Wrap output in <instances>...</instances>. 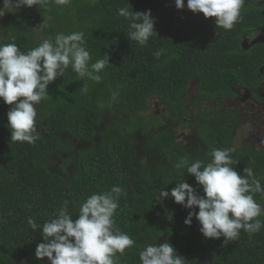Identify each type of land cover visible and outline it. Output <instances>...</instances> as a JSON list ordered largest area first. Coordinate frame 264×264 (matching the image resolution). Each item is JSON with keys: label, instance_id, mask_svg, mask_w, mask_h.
<instances>
[{"label": "trees", "instance_id": "1", "mask_svg": "<svg viewBox=\"0 0 264 264\" xmlns=\"http://www.w3.org/2000/svg\"><path fill=\"white\" fill-rule=\"evenodd\" d=\"M186 5L187 0L183 9L175 0H71L46 9L22 6L2 16L0 44L15 42L27 52L57 33L83 31L91 62L107 53L111 64L99 83L76 80L69 68L49 84L50 98L37 106L35 143L11 140V106L0 98V264H48L47 257H35L43 236L28 218L42 225L68 201L75 219L86 198L113 186L123 189L115 227L135 241L118 264H140L146 244L164 242L184 264H264V227L254 234L241 230L231 241L205 238L195 216L191 225L184 223L198 207L185 208L171 195L158 198L182 179L203 195L194 176L176 164L185 156L207 164L213 149L230 147L238 173L246 175L243 169L251 167L264 186V148L247 139L240 148L232 144L243 117L231 102L240 96L239 88L245 89L241 96L248 89L260 99L254 91L264 66V0H245L231 30ZM122 7L150 11L157 37L145 46L130 40L129 22L117 11ZM36 11L40 20L30 19ZM158 49L165 51L157 59ZM151 97L163 108L149 110ZM177 126L191 128L188 142L177 139ZM254 199L261 203L264 194Z\"/></svg>", "mask_w": 264, "mask_h": 264}, {"label": "clouds", "instance_id": "2", "mask_svg": "<svg viewBox=\"0 0 264 264\" xmlns=\"http://www.w3.org/2000/svg\"><path fill=\"white\" fill-rule=\"evenodd\" d=\"M51 3L64 6L71 0H3L0 16L22 6H37L46 9ZM245 0H187V8L193 13L215 18L216 27L231 30L241 19ZM177 9L185 7V0H175ZM118 15L129 24L128 38L140 46L157 37L154 19L150 11L134 12L127 7L119 8ZM164 49L154 55L158 59ZM83 31L69 34L57 33L46 38L36 47L23 52L15 43L0 44V98L10 109L7 112L8 127L13 142L35 143L39 139L36 128L37 106L48 100V86L57 77H63L71 68L76 80L101 82V72L111 64L108 54L91 62ZM87 94L89 89L82 86ZM118 93H113V99ZM235 148L213 149L212 159L205 164L202 160L190 161L181 157L176 168H185L192 174L197 188L184 179L171 189L160 191L158 198L171 195L174 202L190 211L184 220L191 225L193 216L201 225L199 231L205 238L236 240L241 230L254 234L264 227V206L254 199L256 193L264 194V186L254 175L251 167H245L242 175L234 167L238 160L232 158ZM185 173V172H184ZM183 173V175H184ZM123 189L113 186L110 190L93 193L80 205L78 215L68 211V201L56 211L54 217L38 224L32 217L27 223L35 232L40 230L43 242L38 243L35 257L48 258V264H118L125 250L132 248L135 241L115 227L114 215L119 207ZM119 254V255H117ZM140 264H184L185 258L178 255L169 242L160 245L146 244L139 252Z\"/></svg>", "mask_w": 264, "mask_h": 264}, {"label": "rangeland", "instance_id": "3", "mask_svg": "<svg viewBox=\"0 0 264 264\" xmlns=\"http://www.w3.org/2000/svg\"><path fill=\"white\" fill-rule=\"evenodd\" d=\"M30 19L40 20V13L37 11L31 12ZM1 21H2V16H0V34H1V29H2ZM256 39L260 40L258 34L256 35ZM193 86H194L193 83L190 84L188 88L187 99H186L189 109H191L190 96H191V93L194 92ZM239 93H240V96L232 99L231 102L233 103L237 102V105L239 106L238 111L241 113L243 117V121H241L236 128V132L232 140V144L235 147L240 148L242 147L243 140L247 139L254 148H257V149L264 148V102L257 103L253 106H249V104L247 103L248 99L246 102L244 98L245 94H243L244 96H241L242 93H245L244 90H240ZM157 106H160V109L163 108V106L160 104L158 99H156L155 97H151L149 100V110L156 112L158 110ZM253 112H255L256 114H253ZM175 129H176L175 133H176L177 139L182 140L183 142H188L190 138L189 135L191 132V128L189 126H185V127L177 126ZM263 179H264V176H263ZM259 204L264 206V200Z\"/></svg>", "mask_w": 264, "mask_h": 264}, {"label": "flooded vegetation", "instance_id": "4", "mask_svg": "<svg viewBox=\"0 0 264 264\" xmlns=\"http://www.w3.org/2000/svg\"><path fill=\"white\" fill-rule=\"evenodd\" d=\"M261 33H264V27L261 28ZM258 36H259V38H262L260 35H258ZM259 72H260L259 74L261 75L262 79H261V81L258 84V88L254 91V94L256 96H259L260 99H257L255 97H253V95L250 94L249 90L247 89L244 98H245L246 102H247V99H248L247 103L249 104V106H253V105L257 104V103H263L264 102V66L259 68ZM240 90H241V88H239L238 92H240ZM243 90L245 91V89H243Z\"/></svg>", "mask_w": 264, "mask_h": 264}, {"label": "water", "instance_id": "5", "mask_svg": "<svg viewBox=\"0 0 264 264\" xmlns=\"http://www.w3.org/2000/svg\"><path fill=\"white\" fill-rule=\"evenodd\" d=\"M258 40V39H257ZM260 40H262V38H260Z\"/></svg>", "mask_w": 264, "mask_h": 264}]
</instances>
